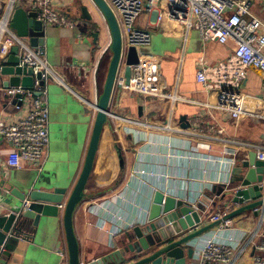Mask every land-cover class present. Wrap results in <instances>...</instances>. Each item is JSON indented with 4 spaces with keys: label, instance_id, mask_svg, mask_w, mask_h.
<instances>
[{
    "label": "built area",
    "instance_id": "obj_1",
    "mask_svg": "<svg viewBox=\"0 0 264 264\" xmlns=\"http://www.w3.org/2000/svg\"><path fill=\"white\" fill-rule=\"evenodd\" d=\"M119 23L122 38V56L115 88L138 93L142 96L162 95L155 88L154 82L146 73L145 63L140 59L132 68V75L127 84L124 77V67L127 51L131 46L141 53V47L151 43V33L137 26L144 14H155V22L163 27L174 24L175 27L184 28L185 31L195 29L204 41H214L221 44L233 43L235 48L224 60L211 64L204 58L199 60V67L195 79L211 93L214 100L199 103L203 107L216 109L227 115L234 122L248 117L264 119V108L248 110L246 108V93L244 84L251 69H258L264 77V19L253 9L255 0H105ZM30 6L37 13V18L46 25L73 26L69 20L54 6L52 0H0V49L6 35L11 38L13 45H18L19 66L32 68L34 76L43 72L46 81H60L54 69L44 59L43 49H34L28 40L20 37L11 28V18L15 8L21 4ZM0 53V73L3 66ZM140 55V54H139ZM6 105L0 111V140L10 147L5 156L0 157V176H8L10 170L22 169L25 166L40 169L43 166L45 154L50 143L49 112L45 104L46 90L40 86L39 80H34L32 87L22 84L3 88ZM42 91L41 95L37 92ZM114 93V92H113ZM113 96V95H112ZM176 100L185 99L181 95H168ZM112 101V100H111ZM108 122L114 119L123 123L125 130L135 134V142L142 143L146 137L141 132L156 129L165 133L164 138L155 139L151 135L152 149L147 153L137 150L142 160L140 165L133 169L131 176L138 180L141 191L123 194L122 200L113 198L110 202L96 204L100 212L99 217L104 223L109 222L121 226L119 232L126 231L137 224L148 221L152 197L155 191L162 190L167 195L181 197L196 203L204 196L206 189H212L215 184L222 183L225 189L234 187L241 189L242 184L233 185V169L249 160V153L256 152V158L264 161V143L246 142L234 138H221L224 142L221 154H213L212 146L207 143L191 145V138H216L210 133L222 132L214 124L204 123L201 119L191 123L190 128H174L168 121L153 124L128 115H121L111 109ZM144 129V131H140ZM172 135L178 136L173 137ZM218 138V137H217ZM159 146L160 148H157ZM192 148V150L190 149ZM205 150V154L197 150ZM1 154V152H0ZM141 157V159H142ZM187 162L189 168L185 169ZM183 164V165H182ZM195 171L189 176L192 182H200L210 170L219 171L214 176L199 184L194 194L186 191L180 192L173 184L165 185L160 180L180 179L179 169ZM172 169L174 173L172 174ZM8 178V177H7ZM262 187L261 199L264 200V179L257 182ZM203 185V186H201ZM197 188V187H196ZM6 192L9 189H5ZM203 192V193H202ZM140 195V198H138ZM133 196L135 198H133ZM126 201L131 208L122 207ZM30 201H24L25 207ZM245 203V202H244ZM242 205V204H241ZM238 202H226L222 206L211 208L212 201L200 211L201 222L206 218L207 224L216 223L207 234H203L189 242L194 253L191 264H237L238 252L253 251L248 264H264V204L253 209L259 215L257 227L245 229L236 223L230 213L239 208ZM64 209L65 203L58 205ZM97 212V213H98ZM202 223L191 228L189 232L199 229ZM172 226L173 222H169ZM103 223L101 226L103 227ZM111 236L118 231L109 230ZM186 232L185 234H187ZM63 254V253H62ZM64 255V254H63Z\"/></svg>",
    "mask_w": 264,
    "mask_h": 264
},
{
    "label": "crops",
    "instance_id": "obj_2",
    "mask_svg": "<svg viewBox=\"0 0 264 264\" xmlns=\"http://www.w3.org/2000/svg\"><path fill=\"white\" fill-rule=\"evenodd\" d=\"M52 1L54 6L74 24L71 27L45 24L51 37L50 41L45 48L32 46L34 49L44 50V59L62 81H48L51 86L48 89L45 88L50 143L41 170L25 166L22 169L10 170L8 176L5 175L4 178L0 176V208L4 206L6 197L9 196L5 189H9L10 192L9 183L7 184L6 181L11 177L21 178L30 173H56L68 178L70 184L75 181L82 166L93 126L96 113L93 103L97 101V95L102 91L105 82L110 60L107 48L111 39L102 13L92 0ZM21 5L33 11L29 8L30 6L24 3ZM81 6L87 8V16L83 15ZM256 13L260 17L264 14L261 11ZM262 18L264 19V16ZM155 19V14H144L137 23L139 28L149 31L152 37L151 43L148 44L152 48L149 51H141L140 59L145 63L147 76L162 95L145 97L115 88L111 109L121 115H128L153 124L168 121L172 127H179V129L184 128L183 123L195 125L198 119L204 123L214 124L217 129H223L222 132L210 133L216 138H199L198 136L191 138L193 147L200 143L210 144L213 154H221L224 144L221 138L264 143V119L245 117L239 122H234L220 111L199 104L214 100L211 93L195 79L199 60L204 58L211 64L224 60L234 50V44L204 41L198 32L193 30L187 32L184 28L175 27L174 24H166L163 27L157 25ZM94 34L97 35L96 38ZM12 47L13 42L9 41L4 44L2 51L4 54L10 53ZM8 79V76L0 73V111L7 102L2 87L8 86ZM244 90L248 110L264 108V77L260 70H250ZM169 94L181 95L185 101L169 97ZM183 116L186 117V121L181 120ZM123 125L119 120L114 119L104 127L96 167L88 182L85 198L74 213V229L79 242L81 264L103 257L120 246L119 241L122 240L125 231L119 232L118 227H121L119 225L116 227L112 223H104L99 218L102 210L98 212L96 204L108 203L113 198L121 201V196L125 193H133L135 190L140 192L141 185L131 176V173L142 160L145 163L146 161L137 150L142 152L144 150L147 153L152 149L151 135L155 139L165 136V133L150 128L147 132H141L142 136L146 137V141L137 144L134 140L136 135L128 133ZM173 137L178 136L172 135ZM9 147L7 143L0 140V157L5 156ZM158 148L160 147L157 146L155 149ZM197 150L206 153L205 150L199 148ZM183 164L186 166L185 169L191 165L187 162ZM15 171L16 174H14ZM179 171L180 179L168 181L162 179L160 182H166L165 185L171 182L180 192H184L183 194L186 191L194 194V188L196 190L199 188L197 183H205L206 180L220 175L217 169L210 170L200 182L194 183L189 176L195 168L192 171L180 168ZM16 183L19 182L16 181ZM235 184L237 183H233ZM207 190L204 187L203 192ZM225 203H218L211 208L214 210ZM121 205L128 213L127 210L131 208V205L124 200ZM205 219L203 217V223L201 222L203 225L200 228L209 225ZM234 219L238 226L253 229L257 227L259 215L252 209L235 215ZM101 223L104 224L103 227ZM52 225L49 229H45L34 242H24V245L18 247V251L13 256V264H68L62 216L55 219ZM213 228L214 226L203 234H207ZM109 230L118 232L111 236ZM252 253V250L238 252L237 264H248ZM191 262L192 258H187V264Z\"/></svg>",
    "mask_w": 264,
    "mask_h": 264
},
{
    "label": "water",
    "instance_id": "obj_3",
    "mask_svg": "<svg viewBox=\"0 0 264 264\" xmlns=\"http://www.w3.org/2000/svg\"><path fill=\"white\" fill-rule=\"evenodd\" d=\"M102 13L110 32V44L107 48L110 54L109 66L106 73L102 91L93 103L95 117L86 153L80 171L73 181L61 174L54 179L44 181L42 174L30 175L24 178L21 184L16 178L7 179L10 192L6 197L4 206L0 208V264H13L14 253L24 242H34L45 229L53 226L55 219L62 216L63 228L66 237L68 264H81L79 242L74 229V213L78 205L84 200L86 188L96 167L97 154L104 127L108 123L110 103L114 92L115 81L118 75L123 38L119 23L112 9L105 0H92ZM84 16L88 10L81 6ZM62 13V11L59 10ZM11 28L20 37L28 40L30 46L45 48L51 37L44 22L37 18V13L25 7L15 8L11 18ZM96 38L97 35L94 34ZM139 50L131 46L127 51L124 77L128 84L132 75V68L140 60ZM1 74L8 76V86L22 84L32 87L34 80L38 79L40 86L48 89L51 85L39 71L35 76L32 68L20 67L18 45H13L10 53L4 54ZM41 95L42 91L37 92ZM264 100V93H263ZM47 105V102H45ZM141 107L139 109L141 113ZM181 120L186 121V117ZM190 123H183L187 128ZM231 183H241L242 188L225 189L224 184H215L208 189L203 199L193 203L181 197L167 195L162 190L153 194L148 221L137 224L125 231L120 246L103 257L89 261L85 264H187V258L193 257L194 249L189 242L201 236L216 223L205 225L200 229L189 230L201 223L200 211L202 203L212 205L223 202H238L241 205L233 210L230 216L252 210L264 204L261 199L262 187L257 184L264 179V161L256 158V152L249 153V160L244 161L233 169ZM49 173L48 175H51ZM27 179V180H26ZM26 180V181H25ZM15 182V183H14ZM28 199L29 205L25 207L24 201ZM65 203L64 209L58 207ZM204 206V205H203ZM255 214H258L255 211ZM169 222H173L172 226ZM144 225V226H141ZM188 232L187 234H185Z\"/></svg>",
    "mask_w": 264,
    "mask_h": 264
},
{
    "label": "rangeland",
    "instance_id": "obj_4",
    "mask_svg": "<svg viewBox=\"0 0 264 264\" xmlns=\"http://www.w3.org/2000/svg\"><path fill=\"white\" fill-rule=\"evenodd\" d=\"M252 9L254 10V11H258V12H264V0H255V2H254V5L252 6ZM264 16V14H262V17ZM193 31H195V32H197L195 29H193ZM9 41H11V38L8 36V35H6L5 37H4V39H3V41H2V45H1V49H0V53H1V51H2V49H3V47H4V44L5 43H8ZM152 47L150 46V45H144V46H142L141 47V51H149L150 49H151ZM109 56H110V54H109ZM14 174H16V171H15V173ZM34 175L33 173H30L29 175H25V176H21V178H16L15 180L16 181H23V179L24 178H29L30 177V175ZM55 175L56 174H51V175H48V174H44V173H42V176L44 177V181H49V180H51V179H54V178H56L55 177ZM16 177H19V176H16ZM27 180V179H26ZM25 180V181H26ZM202 205V207H206V205L204 204V203H202L201 204ZM204 205V206H203Z\"/></svg>",
    "mask_w": 264,
    "mask_h": 264
}]
</instances>
